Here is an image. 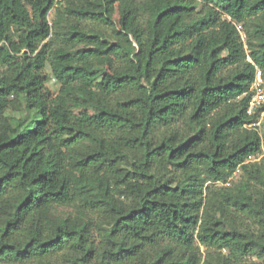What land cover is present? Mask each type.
I'll return each mask as SVG.
<instances>
[{"label":"trees","instance_id":"trees-1","mask_svg":"<svg viewBox=\"0 0 264 264\" xmlns=\"http://www.w3.org/2000/svg\"><path fill=\"white\" fill-rule=\"evenodd\" d=\"M204 1L0 0V264H264V0Z\"/></svg>","mask_w":264,"mask_h":264},{"label":"built area","instance_id":"built-area-1","mask_svg":"<svg viewBox=\"0 0 264 264\" xmlns=\"http://www.w3.org/2000/svg\"><path fill=\"white\" fill-rule=\"evenodd\" d=\"M240 29V26H237ZM243 37V33L240 32ZM254 66V77L249 86L248 100H247V113L255 115L256 119L246 124L247 128L257 129L261 126L264 120V77L261 69L250 60Z\"/></svg>","mask_w":264,"mask_h":264},{"label":"rangeland","instance_id":"rangeland-1","mask_svg":"<svg viewBox=\"0 0 264 264\" xmlns=\"http://www.w3.org/2000/svg\"><path fill=\"white\" fill-rule=\"evenodd\" d=\"M195 2H197L196 3V5H197L196 11H199V10L202 11V10L205 9L206 1H204V0H195ZM107 15L115 24L117 23V20L119 18L117 4H114L112 9H110L107 12ZM52 17H53V12H51L49 14V19H51ZM44 78H45V83L44 84H45L47 90L52 94V96L56 95L58 93L60 84L55 80V78H54L53 74L51 73V70H50V68L48 66H47V68L45 70ZM258 130H259L260 133H262L264 131V120H263L261 126L258 128ZM261 156H262V154H257L255 156H252L250 160L258 161L261 158ZM239 177H240V171L236 170L228 178L227 182L224 185H228L230 182H233V181L239 179ZM216 185H221V184L217 182ZM67 211H69V209L63 208V207L58 209V212L61 213V214L62 213H66ZM252 259H254V257Z\"/></svg>","mask_w":264,"mask_h":264}]
</instances>
